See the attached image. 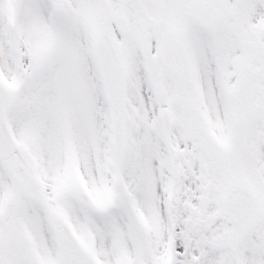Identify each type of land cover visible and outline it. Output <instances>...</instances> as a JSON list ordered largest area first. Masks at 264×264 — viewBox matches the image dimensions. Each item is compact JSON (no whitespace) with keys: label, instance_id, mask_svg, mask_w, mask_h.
I'll list each match as a JSON object with an SVG mask.
<instances>
[{"label":"snow or ice","instance_id":"obj_1","mask_svg":"<svg viewBox=\"0 0 264 264\" xmlns=\"http://www.w3.org/2000/svg\"><path fill=\"white\" fill-rule=\"evenodd\" d=\"M0 264H264V0H0Z\"/></svg>","mask_w":264,"mask_h":264}]
</instances>
